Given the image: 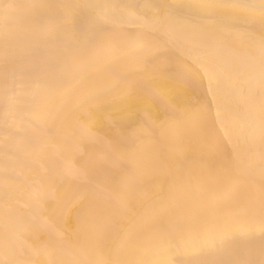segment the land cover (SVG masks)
<instances>
[{"label":"bare ground","instance_id":"1","mask_svg":"<svg viewBox=\"0 0 264 264\" xmlns=\"http://www.w3.org/2000/svg\"><path fill=\"white\" fill-rule=\"evenodd\" d=\"M0 264H264V0H0Z\"/></svg>","mask_w":264,"mask_h":264}]
</instances>
